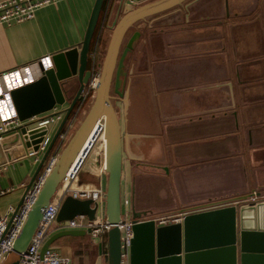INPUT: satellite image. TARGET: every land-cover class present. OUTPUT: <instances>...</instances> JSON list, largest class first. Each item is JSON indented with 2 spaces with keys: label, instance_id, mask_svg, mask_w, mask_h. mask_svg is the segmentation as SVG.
<instances>
[{
  "label": "crops",
  "instance_id": "0c3cea01",
  "mask_svg": "<svg viewBox=\"0 0 264 264\" xmlns=\"http://www.w3.org/2000/svg\"><path fill=\"white\" fill-rule=\"evenodd\" d=\"M120 1H103L91 40L88 57L96 51L95 66L99 71L112 25L126 12H119ZM262 2L228 0L231 16L226 20L222 0H196L190 12L186 8L169 9L134 23L127 34L142 31L124 60L121 78L124 96L113 97L121 109L117 113L121 202L128 200L130 213L132 208L144 212L146 216L140 221L181 215L183 220L198 215L189 225L190 250L236 244L237 264L241 254L250 255L245 264H264V246L261 243L258 249L249 246L250 232L262 233L264 240ZM94 3L95 0H64L38 10L32 20L0 26V76L41 58L52 59L55 54L73 49L79 51ZM246 4L251 5L241 11L239 5ZM248 9H255L257 22L238 21V13L241 17ZM192 20L198 24L193 26ZM145 21L148 28L140 29ZM140 47L154 51L140 54ZM159 47L164 49L157 54ZM91 69L88 58L87 70ZM77 89L75 77L64 84L69 100ZM82 101L80 96L77 104ZM69 103L55 108L65 112ZM76 111L63 131L67 143L83 122L67 139L75 124ZM61 121L50 125L51 139ZM24 125L30 130L36 128L28 120L22 122L21 126ZM5 139L10 146L5 149L0 144L5 160L0 165V188L12 191L0 197L3 215L10 206H18L44 155L38 154L36 162L27 157L29 149L19 131ZM56 141L60 142L58 138ZM98 143L99 138L79 167L70 185L73 191H99L105 195L107 175L102 168L101 144L96 149ZM57 146L51 148L38 173L51 157L62 152ZM98 215L106 219L105 202ZM57 224L44 244L63 231H85ZM242 230L249 231L244 236L246 249L239 239ZM106 237L93 240L89 234L62 236L49 248L68 258L70 264H107ZM216 262L219 260L200 264Z\"/></svg>",
  "mask_w": 264,
  "mask_h": 264
},
{
  "label": "water",
  "instance_id": "95a60500",
  "mask_svg": "<svg viewBox=\"0 0 264 264\" xmlns=\"http://www.w3.org/2000/svg\"><path fill=\"white\" fill-rule=\"evenodd\" d=\"M103 1L95 0L79 51L73 49L53 55V68L46 71L41 79L27 86L15 89L10 93L17 117L21 123L52 111L56 105L62 106L66 101H70L68 108L65 110L64 117L52 137L30 184L25 189L24 195L45 162L48 153L59 137L91 77V72L87 70L88 54ZM148 1L151 0L120 1L119 12L123 13L125 10L126 12L112 25L111 37L102 61L95 97L89 112L73 137L59 154L32 210L28 214L20 235L14 242L12 251L7 255L3 264H18L20 253L27 248L41 218L43 208L56 193L65 174L75 161L74 168L79 169L93 143L99 138L100 133L103 134L104 139V171L107 175V186L104 195L105 216L106 222L109 225V230L106 234L107 264H120V232L117 225L121 219V137L118 115L112 103L114 98L111 95V87L113 88V93L119 99H122L124 95L121 91V78L124 60L128 52L131 51L132 44L139 36V33L133 34L127 41L121 54L120 46L125 32L134 23L176 7L185 0ZM73 77L77 79L78 89L73 98L69 100L66 97L64 84ZM101 120L103 121L102 127L98 124ZM17 131L22 136L27 148L40 143L42 136L46 133L45 128L30 130L26 125L20 126ZM90 136L93 139V143L89 142L85 146ZM2 143L5 149H8V146H10L6 139ZM34 149L36 150L35 147ZM6 155L9 156V153H6ZM2 157L0 147V165L5 162ZM23 197L16 210L22 204ZM252 209L257 211L256 208ZM95 212L96 205L91 200H79L67 196L59 209L56 222L70 221L77 216H85L88 220H93ZM144 216H146L144 212H136L132 208L133 239L130 249V264H200V262L207 260H219L216 264H237L236 244H224L217 247L208 246L203 249L190 250L189 225L191 219L198 215L186 216L180 223L159 227H156L153 220L140 221ZM248 232L242 230L239 237L243 241L245 249L244 236ZM88 233L89 230L57 233L43 245L41 255H43L53 241L62 236H79ZM250 235L252 237L249 244L250 247L258 249L260 243L264 246L262 233L250 232ZM247 256L250 255H239L240 264H245L244 260Z\"/></svg>",
  "mask_w": 264,
  "mask_h": 264
},
{
  "label": "built area",
  "instance_id": "2783aa9c",
  "mask_svg": "<svg viewBox=\"0 0 264 264\" xmlns=\"http://www.w3.org/2000/svg\"><path fill=\"white\" fill-rule=\"evenodd\" d=\"M61 1L64 0H3L0 2V26L10 27L32 20L38 10L55 5ZM88 58L92 63V69L90 71L91 77L82 91V98L95 92L100 76V71L95 66L96 51L90 52ZM52 68L53 62L51 57L48 56L39 59L31 65L0 76V144L8 134L17 131L22 124L17 117L10 93L15 89L38 81L43 77L46 71ZM64 113V111L54 108L50 113L44 114L42 117H34L28 120L30 123H35L36 128H45L46 133L42 136L40 143L28 148L29 151L25 153L27 157L34 158L36 162L38 160V154L45 153L51 141L48 127L51 124L61 121ZM98 124L102 127V120L99 121ZM58 138L60 142L65 141L66 133H60ZM91 142L93 143V141ZM57 158V154L51 157L43 169L37 174L30 188L25 193L22 204L17 210L10 206L6 214L3 215L0 213V264H3L7 255L12 251L14 242L20 235L28 214L32 210ZM75 163L76 161L65 174L56 193L43 208L41 218L27 248L20 253L18 264H70L68 258L58 255V253L51 248H48L43 255H41L44 242L51 233L56 223L59 209L67 196L79 200H91L93 204L96 205V212L93 220H88L85 216H77L70 221H66L64 228L89 230L88 234L93 240L106 236L109 225L106 219L103 220L102 217L99 215L97 216L99 210H101V206L105 202V196L99 191H73L71 189L70 185L79 170L74 168ZM102 165L104 169V157ZM11 191L12 189L3 190L0 188V197ZM127 209L128 200H123L121 202V219L117 225L120 232V264H130L133 224L131 213ZM181 220L182 215L178 217H162L153 221L157 226H168L178 223Z\"/></svg>",
  "mask_w": 264,
  "mask_h": 264
},
{
  "label": "rangeland",
  "instance_id": "374dc122",
  "mask_svg": "<svg viewBox=\"0 0 264 264\" xmlns=\"http://www.w3.org/2000/svg\"><path fill=\"white\" fill-rule=\"evenodd\" d=\"M264 1V0H263ZM261 6H262V3H261ZM263 7H264V3H263ZM243 15H245V14H242L241 15V17H244ZM119 17V16H118ZM121 17V16H120ZM112 19H113V17H112ZM119 19V18H118ZM117 19V20H118ZM112 21V20H111ZM111 24V22H109V25ZM132 29V28H131ZM130 29V30H131ZM127 34V33H126ZM128 35L129 34H127L126 36H125V38L123 39V41H122V44H121V46H120V51L124 48V45H125V41H126V39H127V37H128ZM162 37V39H163V36H161ZM161 44V43H160ZM160 44H159V46H160ZM162 49H164V48H162V47H159L158 48V50H157V54L159 53V52H162L161 50ZM139 50V52H140V54H144V55H149L150 53H152L153 51H154V49H151V50H144V48H139L138 49ZM104 53H105V50H104V52H103V56H104ZM112 87H111V95L114 97V98H118L117 97V95H115V94H113V91H112ZM94 96H95V92L94 93H90V95H88V96H86L85 98H83V101L82 102H79L78 104H77V106H76V108L75 109H77V111H76V114H75V121H74V126L71 128V130L70 131H68V134H67V139L70 137V135H72V133H73V131L75 130V129H77L78 128V126L80 125V123L83 121V119H84V117L86 116V114H87V112H88V109L90 108V105H91V103H92V101H93V99H94ZM117 101V99H115V100H113L112 101V103H113V105H114V107H115V109H116V111H117V113L118 112H120V105H119V103L118 102H116ZM48 113V112H47ZM102 123H103V121H102ZM50 127V126H49ZM49 127H48V129H49ZM99 140H100V138H99ZM67 143V140L66 141H62V142H59L58 143V148H60V151H62L63 150V148H64V146H65V144ZM100 143H98L97 144V147H96V149L97 148H99V145ZM101 208H102V206H101ZM100 208V209H101ZM66 225V222H61V223H59V224H57L56 226L57 227H64Z\"/></svg>",
  "mask_w": 264,
  "mask_h": 264
},
{
  "label": "flooded vegetation",
  "instance_id": "af4514ba",
  "mask_svg": "<svg viewBox=\"0 0 264 264\" xmlns=\"http://www.w3.org/2000/svg\"><path fill=\"white\" fill-rule=\"evenodd\" d=\"M196 0H185L184 2H182L180 5H178V6H176V7H173V8H171L170 9V11H172V10H181L182 8H186L187 10H188V12H190V11H192V8H193V5H194V2H195ZM263 3H264V1L262 2V9H264V7H263ZM251 4H246V5H239V7H240V10L241 11H243V10H246L247 8L246 7H249ZM222 10H223V12H224V17L226 18V20L231 16L230 15V10H229V3H228V0H222ZM178 12V11H177ZM242 14H245V15H243L244 17H239V13H238V21H246V20H248L249 22H257V15H255V9H248V12H246L245 11V13H242ZM122 15V14H121ZM237 15V14H236ZM232 18H236L235 16H232ZM146 19V18H145ZM144 19V20H145ZM237 19V18H236ZM140 22V21H139ZM192 22V24H193V26L194 25H196V24H198V23H195V21L194 20H192L191 21ZM143 24L141 25V27H140V29H144V28H148V22H142ZM220 24H222V22L220 21L219 22ZM132 28V26L127 30V31H129L130 29ZM127 31H126V33H127ZM140 31H142V30H140ZM140 31H131V32H133L132 34H131V36H130V34L128 35V37H127V39H126V41H125V45H124V48H125V46H126V44H127V41L133 36V34L134 33H139ZM126 33H125V35H126ZM141 33V32H140ZM139 33V34H140ZM125 35H124V37H123V39L125 38ZM123 48V49H124ZM123 49L121 50V52L123 51ZM121 52H120V54H121Z\"/></svg>",
  "mask_w": 264,
  "mask_h": 264
},
{
  "label": "bare ground",
  "instance_id": "6f19581e",
  "mask_svg": "<svg viewBox=\"0 0 264 264\" xmlns=\"http://www.w3.org/2000/svg\"><path fill=\"white\" fill-rule=\"evenodd\" d=\"M100 144H101V152H102V160H103V157H104V147H105V145H104V139H103V134L102 133H100ZM91 141H93V139H91V136L88 138V141L85 143V146L89 143V142H91ZM85 146H84V148H85ZM79 157H81V155H79ZM102 167H103V165H102Z\"/></svg>",
  "mask_w": 264,
  "mask_h": 264
},
{
  "label": "trees",
  "instance_id": "16d2710c",
  "mask_svg": "<svg viewBox=\"0 0 264 264\" xmlns=\"http://www.w3.org/2000/svg\"><path fill=\"white\" fill-rule=\"evenodd\" d=\"M90 44H91V43H90ZM90 47H91V46H90ZM90 49H91V48H90ZM75 108H76V106H75ZM75 108L73 109V111H72V113L70 114V116H69L68 119H70V118L72 117V115H73V113H74V111H75ZM67 121H68V120H67ZM65 125H66V124H65ZM65 125H64V127H63V129H62L61 132L64 131V129H65ZM58 139H59V138H58ZM57 144H58V142L56 141V142L54 143L53 147H52V150H53L54 148H56Z\"/></svg>",
  "mask_w": 264,
  "mask_h": 264
}]
</instances>
